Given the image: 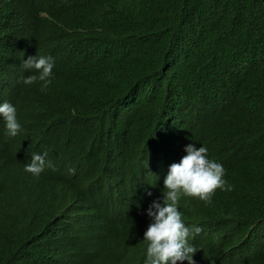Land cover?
<instances>
[{
    "label": "trees",
    "instance_id": "1",
    "mask_svg": "<svg viewBox=\"0 0 264 264\" xmlns=\"http://www.w3.org/2000/svg\"><path fill=\"white\" fill-rule=\"evenodd\" d=\"M22 4L47 14L59 40H28L0 12V101L21 124L11 138L0 121V264H143L118 204L137 197L133 182L160 169L179 132L233 186L211 205L194 199L205 212L185 211L202 229L189 239L194 264H264V0ZM33 55L54 61L44 92L22 83ZM43 152L53 168L29 177L24 164ZM109 172L122 194L95 175Z\"/></svg>",
    "mask_w": 264,
    "mask_h": 264
},
{
    "label": "clouds",
    "instance_id": "2",
    "mask_svg": "<svg viewBox=\"0 0 264 264\" xmlns=\"http://www.w3.org/2000/svg\"><path fill=\"white\" fill-rule=\"evenodd\" d=\"M29 9L30 7L26 8L22 4V0H0V12L4 11L6 17L15 24L23 22L26 27L24 37L28 40L40 35H45L52 41L59 40L54 30L44 26V18L48 15ZM105 13L112 20V15ZM34 50L35 48L29 47L26 51ZM23 66L32 74L25 76L22 83L25 86L39 83L40 90L46 91L53 79V59L44 55H33L23 61ZM0 121L8 137L14 138L19 134L21 124L14 102L0 101ZM25 122L37 127L35 120ZM173 138V154L161 161L159 170H149L150 175L144 174L143 179L137 178L133 182L137 195L133 201L125 199L118 204L117 213L127 221L125 228L129 226L126 233L135 230L146 244H143L146 251L143 264H194L196 249L189 243V239L199 234L202 229L195 223L187 225L184 222L185 211L191 208L205 212L202 207L194 205V199L211 205L217 189L223 192L233 190V186L224 179L223 165L209 158L207 147H195L196 143L189 142L180 132ZM47 156V152L33 153L30 161L24 164V172L31 178H38L46 168H53V163ZM95 175L112 182L111 187L116 193L124 192V185L111 178L110 172ZM27 198L28 196L24 197V200ZM97 223L102 230L107 229L105 221L98 220ZM138 224H141V228ZM103 238L109 240L108 236ZM130 241L134 239H121L124 251L135 250L138 243Z\"/></svg>",
    "mask_w": 264,
    "mask_h": 264
}]
</instances>
